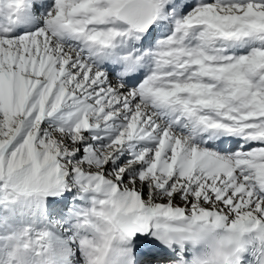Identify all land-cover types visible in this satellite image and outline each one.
Wrapping results in <instances>:
<instances>
[{
  "label": "snow or ice",
  "instance_id": "6c2138e0",
  "mask_svg": "<svg viewBox=\"0 0 264 264\" xmlns=\"http://www.w3.org/2000/svg\"><path fill=\"white\" fill-rule=\"evenodd\" d=\"M0 264H264V0H0Z\"/></svg>",
  "mask_w": 264,
  "mask_h": 264
}]
</instances>
